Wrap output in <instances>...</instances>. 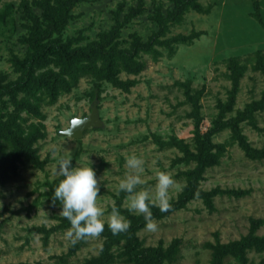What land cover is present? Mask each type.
Listing matches in <instances>:
<instances>
[{"label":"rangeland","instance_id":"374dc122","mask_svg":"<svg viewBox=\"0 0 264 264\" xmlns=\"http://www.w3.org/2000/svg\"><path fill=\"white\" fill-rule=\"evenodd\" d=\"M254 2L264 22V0H198L206 13L187 11L180 23L168 27L165 38L192 31L203 34L190 44L176 45L172 54L157 47L156 60L142 55L146 68L138 75L121 71V80L136 82L127 92L82 77L54 102L47 98L40 102L45 135L33 148L43 167L19 165L13 180L0 183V264H85L99 256L102 236L74 245L65 238L71 225L63 227L62 208L52 199L63 179L57 174L61 158L70 159L72 167L93 168L100 188L97 203L104 209L105 221L113 206L131 221L112 248L111 264H130L125 263L131 248L127 237L137 246L135 252L160 251L163 264H264V157L250 158L233 137L236 131L252 149H264V109L245 113L264 95V76L257 69L259 59L264 63V29L251 17ZM42 4L0 0V84L17 80L20 62L32 53L28 43L32 22L27 15L43 22ZM173 5L172 0H79L69 12L62 38L72 48L102 40L128 48L135 38L149 39L157 30L158 18ZM234 62L242 76L233 94ZM185 82L192 92L201 91L198 125L180 86ZM12 103V97L0 100V120L13 113ZM94 104L100 127L86 129L79 140L60 134L72 119L87 117ZM21 116L29 119L25 113ZM32 121L38 122L29 119L24 126ZM199 137L214 150L219 144L225 150L199 176L197 189L202 195L177 206L196 164L166 143L181 140L196 152ZM132 154L145 162L141 187L154 189L156 170L166 171L181 185L179 191L170 190V203L177 208L162 216L155 214L158 207L151 206L156 232L145 229L143 215L127 210L128 194L118 188L128 171L126 157ZM256 221L260 226L253 230ZM233 243L245 246L241 251L216 253Z\"/></svg>","mask_w":264,"mask_h":264},{"label":"trees","instance_id":"16d2710c","mask_svg":"<svg viewBox=\"0 0 264 264\" xmlns=\"http://www.w3.org/2000/svg\"><path fill=\"white\" fill-rule=\"evenodd\" d=\"M40 1L43 2L42 5L46 11L43 22H40L33 14L27 15L32 22L28 38L32 53L20 62V74L17 80L0 84V100L4 97H12L14 109L8 119L0 120V183L13 180L19 165L29 164L37 168L43 167L36 149L33 148L34 144L45 135L41 122L44 120V116L39 111L40 102L46 98L49 99L50 103L54 102L59 93L69 92L77 80L82 77L103 80L117 89L129 91L136 82L131 79L121 80L119 78L120 72L125 71L130 75H138L146 68V62L142 55L152 56L156 60L158 57L157 47L165 48L169 54H172L176 45L190 44L203 32L192 31L188 35L177 34L166 39L168 27L180 23L184 13L189 10L202 14L206 13L198 0H172L174 1L173 8L165 16L158 18L157 30L146 41L135 38L128 48L120 49L111 46L108 40L93 42L83 48H72L70 42L63 41L62 32L70 19L69 12L79 0ZM139 3H142V0H139ZM251 17L264 29L258 2L253 4ZM257 69H260L264 76V63L260 59L257 63ZM231 71L235 86L234 94L237 90L239 76H242V73L240 74V67L235 62L231 65ZM180 86L192 104L193 118L198 125L200 122L199 100L201 91L192 92L189 82L180 84ZM262 109H264V95L260 101L250 104L245 113L250 115L255 110ZM22 113H25L29 119L38 120V122L32 121L24 126L29 122V119L23 118ZM239 119L241 118H238L237 121ZM233 137L239 141V145L250 158L260 159L264 157V149L260 151L252 149L238 132L235 131ZM157 141L162 143L160 140ZM166 144L179 148L187 160L194 161L196 164L194 172L189 174L186 180L188 186L185 187L180 197V204H177V206L182 207L192 198L202 195L197 189L198 178L206 168L219 161L225 146L219 144L214 150V145L207 140L200 141V137L197 140L196 152L190 151L181 140H172L171 143ZM53 201L62 208L59 201L54 199ZM177 206H172L171 210ZM171 210L161 212L157 208L155 214L163 216ZM62 222L65 225L63 227L70 226V222L65 218H62ZM138 222L132 225L134 226ZM258 226H260V222L256 221L252 229L254 230ZM134 231V229H130L128 233L133 234ZM101 236L104 241L99 256L85 264H111L115 259L112 248L119 244V234L113 235L105 225V230ZM127 238L131 248L127 249L128 256L125 263L163 264L164 256L159 253L160 251L150 248L135 252L134 249L137 246H132L133 240ZM242 246L245 244L233 243L220 247L216 253L228 249L233 252L241 251ZM213 264H221V262H213Z\"/></svg>","mask_w":264,"mask_h":264},{"label":"clouds","instance_id":"9594fccd","mask_svg":"<svg viewBox=\"0 0 264 264\" xmlns=\"http://www.w3.org/2000/svg\"><path fill=\"white\" fill-rule=\"evenodd\" d=\"M83 122L73 120L64 134L71 137ZM144 160L135 154L126 157L127 173L119 182L120 191L127 193L126 207L129 212L141 214L145 220V229L156 232L158 224L153 218L151 206L158 207L161 212L172 208L170 190H181V185L166 171L156 170L155 186L141 187L143 179ZM57 174L62 176L54 189L53 199L62 205L60 215L70 222V228L65 232V238L73 245L82 240L98 239L105 230V223L113 235L125 233L131 227V221L113 206L105 221L104 209L98 205L99 183L95 171L90 167H72L71 160L61 158L57 165Z\"/></svg>","mask_w":264,"mask_h":264},{"label":"water","instance_id":"95a60500","mask_svg":"<svg viewBox=\"0 0 264 264\" xmlns=\"http://www.w3.org/2000/svg\"><path fill=\"white\" fill-rule=\"evenodd\" d=\"M73 120H79V121H82L83 123L81 124L80 127H78L75 132L73 133V135L70 137L74 140H79L81 139L82 135H83V132L88 129V128H97V127H100L101 126V121L98 117V114H97V108L95 106V104L92 106L91 108V112L90 114L87 116V117H84V118H74L71 120V122ZM61 135H64V136H67L69 137L68 135H65L64 134V131L60 132Z\"/></svg>","mask_w":264,"mask_h":264}]
</instances>
